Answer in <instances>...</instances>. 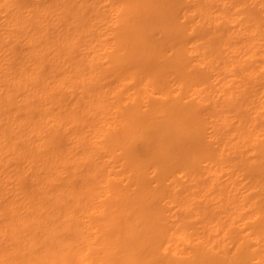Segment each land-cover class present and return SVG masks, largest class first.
Masks as SVG:
<instances>
[{"label": "bare ground", "instance_id": "6f19581e", "mask_svg": "<svg viewBox=\"0 0 264 264\" xmlns=\"http://www.w3.org/2000/svg\"><path fill=\"white\" fill-rule=\"evenodd\" d=\"M0 264H264V0H0Z\"/></svg>", "mask_w": 264, "mask_h": 264}]
</instances>
